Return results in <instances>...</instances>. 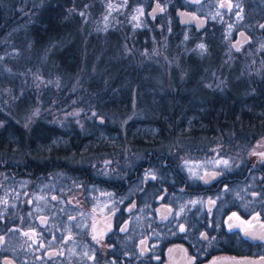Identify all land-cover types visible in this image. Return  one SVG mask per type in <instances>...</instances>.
Listing matches in <instances>:
<instances>
[{
	"label": "flooded vegetation",
	"instance_id": "1",
	"mask_svg": "<svg viewBox=\"0 0 264 264\" xmlns=\"http://www.w3.org/2000/svg\"><path fill=\"white\" fill-rule=\"evenodd\" d=\"M213 3L220 15H199L236 26L228 39L233 49L252 40L238 41L240 29L264 30V0ZM216 60L237 62L233 54L217 53ZM246 88L207 89L238 90L240 99L253 91ZM208 103L207 112L216 113ZM192 104L158 102L170 115L150 118L149 127L134 126L138 118L117 128L95 116L84 131L72 126L47 148L29 132L11 134L15 141L0 146V264H232L264 257V134L255 136L243 117L189 118Z\"/></svg>",
	"mask_w": 264,
	"mask_h": 264
},
{
	"label": "trees",
	"instance_id": "2",
	"mask_svg": "<svg viewBox=\"0 0 264 264\" xmlns=\"http://www.w3.org/2000/svg\"><path fill=\"white\" fill-rule=\"evenodd\" d=\"M11 1L0 0V53H2L0 61H4L5 59L6 62H9L10 69H13L12 64L25 66L33 63L42 73L44 72L43 68L45 69V60L40 64V57L42 55L46 56V53L41 54L43 53L42 50L52 40H56L55 43L63 45L48 52L49 54L54 52L52 56L56 69L67 74L80 72L81 69L85 70V73L82 74V84L77 89L84 96L83 101L85 102L78 107L86 111L105 110L109 113V116L115 115L119 118L122 115V117L126 116L133 109L140 108L143 111L141 115L143 121L137 122L134 126L149 127L151 123L150 118L170 115V108L168 106L162 108L156 103L152 107L147 105L149 101H152L153 92L157 93L155 89L153 90L155 85L153 80L149 79L151 78L149 74L156 75L158 73L153 71L152 68L155 65L152 61L142 58L140 56L141 52L137 53L138 50L152 47L151 44H148V41H151L157 34L159 35L160 28L158 27V23H153L152 21H160L163 23L161 26L164 29L172 28L170 32H175L172 40L177 39L178 45L187 47L184 51L188 50L190 53L177 52L180 53L178 54V59L184 60L186 55L192 58H200V62H197L196 65L204 67L207 65V57L211 53L213 57L217 56V53L213 52V48L209 44L215 42L217 44V41L219 43V35H217L216 31L218 25L211 24L212 21L208 20L207 22L206 20L205 27L198 30L191 22L181 24L175 12L176 8L194 11L197 14L200 13L193 5L185 6L179 0H175V4L171 6L172 19L170 20H160V17L151 19V16L147 15L148 6L151 2L153 4L155 0H38L37 3L34 2L35 0H32L35 6L30 7L26 5L23 9L16 8L15 4L17 2ZM156 1L159 3L160 0ZM139 9L142 10L141 13H139ZM87 16H91V23H85ZM119 20L131 21L134 35L130 43L125 40V44L131 46V49L136 51V58L123 59L122 57L115 59L118 63L114 71L112 73L105 72L100 69L99 61L101 59H98V56L107 55V53L113 54V52H117V50L111 51L113 47L115 48L119 43L122 45ZM185 29H187V34L181 32V30ZM248 30L244 31L253 33L251 29ZM79 31L83 33L81 40L85 39L86 41L82 48H85L84 50L87 51L88 55L94 52L96 54V59L90 58V65L94 64L93 67H85L82 48L79 46L77 39L80 35ZM204 32H206V36L199 39L200 34ZM261 32L264 33V30L262 29ZM60 40L67 43L64 45L63 42H59ZM191 41L193 44L191 47H188ZM200 44L205 45L204 51H201L198 47ZM216 46L218 47V44ZM22 54H25L26 58L20 64L19 57ZM35 58H37L36 61ZM214 59L209 64L214 63ZM112 64L111 62L107 63L105 68L107 69ZM122 77L127 78L129 89L123 90L121 88L119 83ZM169 77L172 80L168 82L165 97L160 95L159 100L160 102L182 100L192 102L193 104L189 106V113L185 114L189 118L201 116L213 118L215 116L222 119L221 123H223L224 119L232 120V118L243 117L249 121L248 125L250 124L255 128H258L256 126H262L264 123V75L261 78H259L260 76L254 78L255 91L253 89V93L251 92L246 97L240 99L238 90H236V92L238 91V97L234 96L235 93L233 92L232 94L230 91H209V89L203 86L202 78L197 81L196 85L203 89L200 91H203L204 95L198 90L194 91V82L191 79L177 81L173 74L169 75ZM11 81L7 83L12 84ZM14 81L15 79L12 82ZM134 84L140 91H136L134 94L129 93L130 90H133ZM0 85H4V83H0ZM242 86L246 88L247 84L245 83ZM59 90L61 93H64V89ZM165 90L163 89L162 91ZM69 95L70 93H68ZM25 96L28 97V94L26 93ZM132 101H135L136 105H133ZM156 101L157 103L159 102L158 100ZM2 102L3 99L0 98V114H3L6 109ZM208 102L214 103L213 111H216V113L207 112L210 109L208 108L210 106ZM202 111L204 113H201ZM4 113L7 116L11 115L7 112ZM97 117L101 116L98 114ZM134 121L132 120L131 122ZM92 123L94 124V121ZM212 123L213 121H207L204 122V125L210 126ZM230 123L228 122V124ZM12 125L18 124L0 116L1 147H5L9 145L8 143L15 141L11 134L18 133V131L13 129ZM70 132H73L70 127L59 130L57 125L43 120L34 123V126L32 125L29 130V134L33 136L31 140L33 139L32 141L40 143L45 148H47L52 140L55 141L56 138H59V133L62 139H65V133ZM39 134L44 135L45 139L42 140ZM36 135L37 140L35 139Z\"/></svg>",
	"mask_w": 264,
	"mask_h": 264
},
{
	"label": "rangeland",
	"instance_id": "3",
	"mask_svg": "<svg viewBox=\"0 0 264 264\" xmlns=\"http://www.w3.org/2000/svg\"><path fill=\"white\" fill-rule=\"evenodd\" d=\"M208 1L209 2H205L202 0H179V2L185 6L193 5L196 10H199V13L207 16L209 15V19H212L213 17H215L212 11L216 15H220L222 13V9L213 7V0ZM11 2H17V4H15L16 8L23 9L26 5L30 7L35 6L34 2L37 3L38 0H35L34 2H32V0H12ZM174 2L175 0H160L159 4L163 11L159 10L155 14H150L149 10L152 8L151 2L146 11L147 15L149 17L151 16V19L160 17V20H170L172 19L171 6L175 4ZM140 10L141 9H139V13L142 12V10ZM90 19L91 16H87V19H85V23H91ZM152 22L158 23V27L160 28L159 35L157 34L151 41H148V44H151L152 47L143 48L142 50L137 51V53L141 52L140 56L142 58L148 59L154 63L156 67L154 66L152 69L155 73H158L156 75L149 74L151 77L149 79L153 80L155 85L153 87V90L155 89V92L157 93L153 92L154 96L151 97L152 101H149V103L145 102L147 103V105H150V107H152L154 103L157 104L156 100L160 102V95L165 97V92L168 88V82L172 80L170 79L169 75L171 76L172 74L177 81L181 79H191L194 82V91L203 90L202 88H199L198 85H196L198 83L197 81L200 78L203 79L202 83L205 88H209L211 86L213 87L226 85L232 86L234 89H245L242 85L246 83L247 86L252 87V89H254L255 91L254 78H258L257 76H260L259 78H261L264 75V43L261 44L257 41V39L264 40V33L261 32L262 29L251 28V31L254 33V35L251 32H246L248 35L247 39H249V35L252 38L250 44L238 48L239 50H235L232 46H229L228 39L232 37V34L234 31H236L237 27L226 23L221 24L218 19V26L216 27L217 35H219V43L217 41L218 47L216 46V40L214 41L215 43L209 44V46L213 48V52L215 54L219 53L222 55L225 54L227 56H229V54H233V59H236L237 62L230 61L229 63H226L224 65V63L218 64V61L216 60L213 61L214 63L209 64V62H211V60L216 57H213L211 53L207 57V65L201 67L196 65L197 62H200V58H192L186 55L184 60L178 59V54L180 53L177 52L181 51L186 54L190 53L188 50L184 51L185 49H187V47L178 45L177 39L172 40V37L175 34V32H170L172 28L164 29L161 26V24L163 23H161L160 21ZM119 23V30L122 34L120 38V40L122 41V45H120L119 43L115 46V48L113 47V50L111 51L117 50V52H113V54L107 53V55L98 56V59H101L99 61L100 69L105 72L112 73L114 71L118 63L115 59H119L122 57L123 59L136 58V51L132 50L131 46L125 44V40L130 43V40L134 35V28L131 25V21H120ZM205 25L200 29H203ZM219 25H221L222 27ZM181 32L183 34L188 33L187 29L181 30ZM81 35H83V33L80 32V35L77 39L79 46L82 48L86 41L85 39L83 41L81 40ZM204 36H206V32H204L203 34L201 33L199 39ZM55 41L56 40H52L50 44L42 50L43 53L41 54L46 53V56L42 55L40 57V64L45 60V69L43 68L44 72L42 73L36 66L33 65V63L25 66L12 64L11 66L13 67V69H10L9 62H6L5 59L4 61H0V83H4V85H0V98L3 99L2 104H4V106L6 107L4 112L11 114L7 116V114L3 112V114H0V116L17 123L18 125L11 126L13 129L17 130L18 133H27V131L29 132L32 125L34 126V123L38 122L39 120H43L55 125L61 124L62 129H67L74 126L79 131H84L85 121L90 118L93 119L98 114L102 118H105L108 124H112L117 126V128H120L124 127V124H126L130 120L143 118L141 116L143 111L140 108L133 109L132 111L128 112L126 116L122 117V115L119 118L115 115L109 116V113L105 110L86 111L81 107H78L80 105H83L85 102L83 101L84 96L77 91V89L82 84V74L85 73V70L81 69L80 72H72L69 74L58 71L56 69V64L54 63L52 56L54 52H51L50 54L48 53L52 49L59 48L63 45L55 43ZM59 42L63 41L60 40ZM63 43L65 45L67 42ZM192 44L193 42L191 41L188 47H191ZM84 49L85 48L83 47L82 57L85 61V67H93L94 64L90 65V58L96 59V54L94 52L88 55L87 51ZM1 55L2 53H0V56ZM1 58L2 57H0V59ZM19 58V63L21 64L26 58V55L22 54V56H20ZM204 58L206 59V57ZM36 60L37 58H35V61ZM109 62L113 64L106 69L105 66ZM227 64L229 65L227 66ZM243 72L245 74H242ZM14 79L15 81L12 82ZM8 81H11L12 84L7 83ZM119 84L121 85V88L123 90L129 89L128 80L126 77H122ZM133 86V90H130L129 93L134 94L136 91H140V89L137 88L135 84ZM249 87H247L246 89H248ZM162 88L166 90L162 91ZM59 89H64V93H61ZM200 92L203 95L205 94L203 91ZM26 93L28 94L29 98L33 99H29L27 96H25ZM68 93H70L69 96ZM240 95L241 93H239V96ZM234 96L238 97V93H235ZM241 97L244 98L245 96ZM20 101L25 103H22ZM131 103H133V105H136L135 101H132ZM256 127L258 128L254 127L255 136L264 134V123L262 124V126ZM263 139L264 138H261L259 140ZM62 147H65V145L63 144Z\"/></svg>",
	"mask_w": 264,
	"mask_h": 264
},
{
	"label": "water",
	"instance_id": "4",
	"mask_svg": "<svg viewBox=\"0 0 264 264\" xmlns=\"http://www.w3.org/2000/svg\"><path fill=\"white\" fill-rule=\"evenodd\" d=\"M159 6V7H158ZM161 9L160 4L155 0L152 4V8L149 10L150 14H155ZM178 20L181 24L191 22L195 25L196 29L202 28L206 24V17L197 14L194 11L182 10L176 8L175 10ZM248 38L247 33L244 30H240L238 33V41L246 40ZM232 264H264V257L253 258V259H243V260H233Z\"/></svg>",
	"mask_w": 264,
	"mask_h": 264
},
{
	"label": "snow or ice",
	"instance_id": "5",
	"mask_svg": "<svg viewBox=\"0 0 264 264\" xmlns=\"http://www.w3.org/2000/svg\"><path fill=\"white\" fill-rule=\"evenodd\" d=\"M222 6H223V5H222ZM110 7H111V6H110ZM158 7H159V6H158ZM229 7H231V5H229ZM160 11H163V9L161 8ZM81 15H83V13H81ZM134 19H135V17H134ZM262 27H264V25H262ZM198 47L201 49V51H204V50H205V45H204V44H200ZM237 50H239V49H237ZM224 163L226 164L227 162L225 161ZM181 231H183V229H181ZM205 239H207L206 236H205Z\"/></svg>",
	"mask_w": 264,
	"mask_h": 264
}]
</instances>
